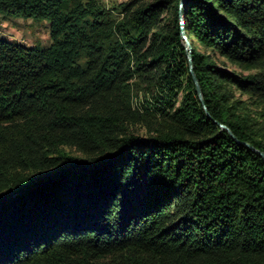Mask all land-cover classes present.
Returning <instances> with one entry per match:
<instances>
[{
    "label": "trees",
    "instance_id": "trees-1",
    "mask_svg": "<svg viewBox=\"0 0 264 264\" xmlns=\"http://www.w3.org/2000/svg\"><path fill=\"white\" fill-rule=\"evenodd\" d=\"M179 5L0 0V264H264V0L183 2L209 117Z\"/></svg>",
    "mask_w": 264,
    "mask_h": 264
},
{
    "label": "rangeland",
    "instance_id": "rangeland-1",
    "mask_svg": "<svg viewBox=\"0 0 264 264\" xmlns=\"http://www.w3.org/2000/svg\"><path fill=\"white\" fill-rule=\"evenodd\" d=\"M106 8L117 7L127 0H101ZM182 25V24H181ZM184 26V23H183ZM0 38L36 48H46L51 44L49 20L23 18L0 14ZM201 50V48L199 47ZM230 69L234 67L226 64ZM140 132L142 130L140 129Z\"/></svg>",
    "mask_w": 264,
    "mask_h": 264
},
{
    "label": "water",
    "instance_id": "water-1",
    "mask_svg": "<svg viewBox=\"0 0 264 264\" xmlns=\"http://www.w3.org/2000/svg\"><path fill=\"white\" fill-rule=\"evenodd\" d=\"M183 2H184V0H180V5H179V9H180V10H179L178 14H179L180 23L182 24V25H181V36H182V39H183V41H184V47H185V50H186V55H187V57H188V67H189V72H190V75H191L192 81H193V83H194V85H195V90H196L197 96H198V98H199V100H200V102H201V104H202L203 109L205 110L206 115L209 117V113L207 112V109H206V107H205V105H204V101H203V98H202V94H201V90H200V87H199V83H198V80H197V78H196V76H195V73H194V71H193V66H192V63H191V44H190L189 39L187 38V36H186L185 33H184L183 15H182V12H181V8H182V6H183ZM218 125H219L222 129L226 130V131L229 133V135H230L234 140H236L235 136L231 133V131H230L225 125H223V124H221V123H218ZM244 144H245L248 148H250L252 151L256 152V153H257L259 156H261V157L263 158V160H264V153H263L262 151H259L258 149L254 148L253 146H251V145L248 144V143H244Z\"/></svg>",
    "mask_w": 264,
    "mask_h": 264
}]
</instances>
